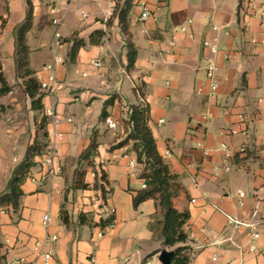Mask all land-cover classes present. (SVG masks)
<instances>
[{
    "label": "crops",
    "instance_id": "obj_1",
    "mask_svg": "<svg viewBox=\"0 0 264 264\" xmlns=\"http://www.w3.org/2000/svg\"><path fill=\"white\" fill-rule=\"evenodd\" d=\"M149 1L148 20H141L137 0L129 15L138 50L130 71L125 36L119 19L113 17L117 0H31L34 18L27 35L31 69L41 82L47 76L45 65L55 57L63 59L57 65L58 87L50 96L42 92L43 109L35 110L23 80L16 76L15 64V30L27 17L28 0H0V62L12 88L0 96V106L6 107L0 113H5L17 134L13 144H0L6 161L0 165V195L36 134H47L44 154L22 186L20 209L0 214L6 264H170L174 248L164 245L155 226L162 218L158 202L147 199L134 206V196L143 188L142 166L132 145L116 147L127 137L123 120L137 103L149 107L158 151L178 176L181 190L173 203L190 214L184 230L191 264H264V0H243L240 10V0ZM56 3L68 5L60 39L49 13ZM48 26L53 27L52 33ZM96 32L97 41L92 43ZM81 39L86 45L72 61L74 41ZM206 40L218 46L216 53L205 45ZM55 45L61 54L54 52ZM95 60L100 67L93 65ZM210 62L217 67L219 83L214 95L206 73ZM87 66L95 75L81 84L75 71ZM125 78L132 84L131 96L123 91ZM16 84L20 93L14 91ZM78 100L75 116L67 115L68 104ZM50 107L56 111L55 118L45 116ZM104 108L122 123L119 130L107 128L101 118ZM240 115L247 117L243 130L234 136L220 135L222 128L238 123ZM94 135L98 149L90 160H80ZM12 150L19 156L9 158ZM51 150L62 170L41 179L47 172L43 159ZM131 159L136 160L135 166L130 165ZM79 170L86 171L87 189L76 183ZM102 170L110 190L104 205L96 200L95 189ZM240 190L247 195L244 206L237 203ZM215 206L248 220L252 229L234 231ZM64 211L68 224L62 218ZM47 214L52 219L49 227L43 223ZM111 215V226L96 224ZM250 231L259 233L255 253L247 252ZM48 234L58 235V241L41 248L43 255L52 253L46 262L35 242L45 241Z\"/></svg>",
    "mask_w": 264,
    "mask_h": 264
},
{
    "label": "trees",
    "instance_id": "obj_2",
    "mask_svg": "<svg viewBox=\"0 0 264 264\" xmlns=\"http://www.w3.org/2000/svg\"><path fill=\"white\" fill-rule=\"evenodd\" d=\"M117 0V5L113 17L119 19L121 30L125 36L128 56V70H133L138 57V50L132 40V33L130 31L129 15L134 6V0ZM29 8L25 21L19 25L15 30L16 50H15V64L16 76L23 80L24 92L32 99V105L35 110L43 109V93L41 92L40 81L35 76V71L30 67V47L27 41V35L33 26V5L31 0H28ZM244 7L243 0H240L239 10ZM112 17V18H113ZM96 32L91 37V42L95 43ZM102 36V33H100ZM86 42L84 40H75L74 45L70 51L72 61L76 58L80 48L84 47ZM0 96L9 93L12 88L8 84L2 64L0 62ZM110 101L105 103L106 107ZM108 116L106 108H104L101 118L105 120ZM150 110L149 107L142 103L131 105L130 114L124 121V128L127 137L121 141L116 147H123L132 145L133 151L136 154L138 163L142 166L140 178L146 183V187L138 191L134 196V206L147 199H155L158 202L161 220L156 223V231L159 232L164 241V245L174 248L170 264H191V247L188 245V235L184 227L190 219L189 212H181L175 208L173 199L180 194L181 185L178 182V176L173 174L170 170L169 164L160 154L157 147L156 138L153 135L152 129L149 125ZM43 127H41L42 129ZM36 134L34 142L28 147L24 159L14 168L12 176L7 184V189L0 195V214L2 211L17 212L21 206V198L24 196L22 188L27 177L31 173L33 167L37 165V158L43 156L47 145L43 142L46 136ZM97 135H94L90 145L83 151L80 160H90L98 149ZM239 161V155L236 156ZM84 170L77 172V185L79 188L87 189L88 184L83 182L85 175ZM108 180L105 171H101L100 177L95 183V189L99 191L102 203L106 204L109 194ZM63 221L68 224L69 217L67 213L62 212ZM114 221V216L96 223L102 228L111 226ZM82 222L84 219L82 217ZM1 225V223H0ZM3 244L0 241V264H6V256L2 253Z\"/></svg>",
    "mask_w": 264,
    "mask_h": 264
},
{
    "label": "built area",
    "instance_id": "obj_3",
    "mask_svg": "<svg viewBox=\"0 0 264 264\" xmlns=\"http://www.w3.org/2000/svg\"><path fill=\"white\" fill-rule=\"evenodd\" d=\"M155 3H161L162 0H154ZM137 4L140 6L141 8V20L142 21H146L151 17V12H150V1L149 0H137ZM68 10V5L66 4H53L50 8V15H51V22L54 26L57 27V31H56V38L60 39L61 37V33L59 31L60 26L62 25L63 21L66 18V13ZM190 23L192 22V20L189 21ZM214 29H218L217 26L214 27ZM182 31L186 30L185 26L181 27ZM174 45V42L172 43ZM205 45L207 47L210 48L212 53H216L218 51V46L214 43H212L209 40L205 41ZM228 58H231V56L229 55ZM63 59L61 57H55V60L53 63H49L47 65H45L43 72L47 75L45 79H43L40 82V87H41V92L45 93L47 96L52 95L56 88L58 87V79H57V65L59 63H62ZM93 65L95 67H100L101 66V62L98 60L93 61ZM216 72H217V67L213 62L208 63L207 67H206V73H207V78L210 80V89H211V94L214 95L216 94L218 88H219V83L215 80V76H216ZM200 92V90H199ZM137 94L138 96L141 97V93L139 92V90L137 89ZM45 116L47 117H52L55 118L56 117V111L53 107L50 108H46L45 109ZM68 121H72V119H68ZM247 121V117L245 115H240V121L232 126L229 127H225L222 128L220 130V135L222 136H234L239 134L242 130H243V125L244 123ZM105 125L107 126L108 129L110 130H119L121 127V122L116 120L115 118H113L112 116H107L104 120ZM164 122V120H161L160 123ZM59 138L63 137L62 133L58 134ZM227 145L223 144L222 145V149H226ZM43 166L48 168V171L46 173H44L41 176V179H46L49 176H53V175H57L61 172L62 170V165L59 163V161L57 160V155L54 152V150H51L50 153H48L42 162ZM130 165L135 166L136 165V160L131 159L130 160ZM32 180H35L34 177H32ZM146 187V183H143V188ZM246 192L244 191H238L237 193V203L239 204V206H244L245 204V200H246ZM97 201H100L102 203V198L100 193L97 194ZM195 200H193L194 202ZM215 208L219 211H221L226 219H227V223L233 228L234 231H239L243 228H250L252 229L253 224H251L248 220L242 218L239 215H235V214H231L228 213L227 211L221 209L219 206H215ZM52 219L50 217V215H45L43 218V223L46 227H49V225L51 224ZM102 235V233L100 234ZM248 241H247V252L249 253H255L257 251V246L255 245V240H257L259 238V233L258 232H253L250 231L249 236H248ZM232 238H229V240H231ZM58 241V235H51L48 234L47 238L45 239V241H36L35 242V246H36V250H39L40 255H43L42 252H40L41 248L46 247L49 244H53L55 242ZM232 243H235L234 240H232ZM240 248L243 250V247L240 246ZM245 250V248H244ZM44 259L46 262H48L49 260L52 259V253L47 252L44 253Z\"/></svg>",
    "mask_w": 264,
    "mask_h": 264
},
{
    "label": "rangeland",
    "instance_id": "obj_4",
    "mask_svg": "<svg viewBox=\"0 0 264 264\" xmlns=\"http://www.w3.org/2000/svg\"><path fill=\"white\" fill-rule=\"evenodd\" d=\"M51 19V18H50ZM53 27L51 28V26H48V31L49 33H52L53 32ZM54 34V33H53ZM42 50H45L44 53H48V49H42ZM42 50H39L37 53H42ZM55 53L57 55L61 54V50L59 49V47L57 45H55V49H54ZM52 56L49 57L48 59V62H52ZM83 72H87L89 74L88 77H83L82 76V73ZM95 74L92 72V69L90 66H87L85 69H81V70H77L75 71V78L77 79V81L81 84H84L86 82H89L91 80V78L94 76ZM15 89L14 91H19L20 93V88H19V85L16 84L13 86ZM17 89V90H16ZM123 91L125 94H127L128 96H131L133 95V88H132V84L131 82L128 80V79H124L123 81ZM17 93H15L16 95ZM69 97L72 98V100L75 101V96L74 94H71ZM81 101L78 100L76 102H71L68 104L67 106V109H66V114L67 115H72V116H75V109L80 105ZM2 109H6L5 106H0V112L2 111ZM5 112V111H4ZM5 114V113H4ZM4 114L0 113V144H3V145H11L14 143V141L16 140V137H17V134H16V131L14 128H11L8 124H7V118L6 116H4ZM3 116V117H2ZM128 118V117H127ZM125 118V119H127ZM125 119L123 120V129H124V121ZM122 135V134H121ZM14 156H19V151H15L13 152L12 151H8V157L9 158H13ZM5 159H4V156H2V154H0V165L2 166V163H5ZM237 169H235L236 171ZM47 171H48V168H47ZM245 192V191H244Z\"/></svg>",
    "mask_w": 264,
    "mask_h": 264
}]
</instances>
